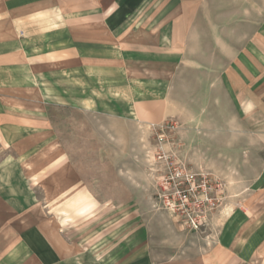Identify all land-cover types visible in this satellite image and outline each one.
Masks as SVG:
<instances>
[{"label": "rangeland", "instance_id": "374dc122", "mask_svg": "<svg viewBox=\"0 0 264 264\" xmlns=\"http://www.w3.org/2000/svg\"><path fill=\"white\" fill-rule=\"evenodd\" d=\"M153 6L136 22L151 23L158 8ZM2 7L0 0V12ZM3 21L0 13V39ZM202 22L203 31L188 32L195 40L189 49L205 59L217 45L225 59L234 52L241 63L236 78L138 76L133 80L139 90H68L66 72L43 71L35 63L39 67L27 90L0 91V110L8 104L14 115L45 124L25 127L29 133L23 138L0 128V170L17 168L11 176L27 186L23 211H38L55 222L69 246L95 252L121 237L124 222L134 218L158 264L211 263L223 220L243 205L247 184L264 164V128L243 130L235 121L245 87L253 100L264 99V0H204ZM149 33L160 35L172 58H183V31ZM243 51L249 69L242 64ZM2 54L0 49V64ZM191 82L205 90H187ZM53 83L60 90H52ZM183 105L193 119L183 117ZM155 110L166 116L146 117ZM162 125L164 131L158 129ZM163 155L206 177L207 187L198 188L197 198L185 206L168 208L161 202V183L168 176ZM1 209L0 215H9V207ZM26 257L21 264H29Z\"/></svg>", "mask_w": 264, "mask_h": 264}, {"label": "crops", "instance_id": "0c3cea01", "mask_svg": "<svg viewBox=\"0 0 264 264\" xmlns=\"http://www.w3.org/2000/svg\"><path fill=\"white\" fill-rule=\"evenodd\" d=\"M152 6L158 7L153 21L136 22L142 11ZM1 10L5 32L0 39L4 58L0 64V91L3 92L27 90L28 80H34L33 70L40 64L43 71L50 68L54 73L66 72L68 90H139L134 87L138 81L133 80L138 76L185 81L236 78L237 65H241L240 56L236 57L234 52L227 59L222 58L218 45L206 59L199 55L201 52L189 49L195 40L188 32L206 28L202 22L204 0H3ZM155 31H183V58H172L170 50L165 52L167 47L161 44L160 35L149 33ZM242 55V64L251 68L250 63L246 64L247 52L243 51ZM18 60L27 64L26 68ZM35 63L39 65L35 67ZM44 76L40 78L41 90H44ZM191 83L187 90H205L193 87L197 82ZM52 86V90H60L56 84ZM249 89L245 87L241 93L239 102L243 106L238 107L235 121L243 130L250 131L253 127L262 131L264 99L253 100ZM7 107L8 104L0 110L3 132L9 129V134L23 138L27 127L44 124L30 115H14ZM187 112L183 105V117L193 119ZM162 115L166 113L155 110L146 117ZM194 117L197 119L199 115ZM18 172L12 166L0 170V211L4 206L12 213L0 215V264H21L25 256L29 264H158L149 239L141 237L134 218L121 220L125 224L119 231L121 237L95 252L69 246L55 222L45 220L38 211H23L27 208L26 182L11 176ZM246 188L243 205L234 208L223 220L211 263L207 260V264H264V164Z\"/></svg>", "mask_w": 264, "mask_h": 264}, {"label": "built area", "instance_id": "2783aa9c", "mask_svg": "<svg viewBox=\"0 0 264 264\" xmlns=\"http://www.w3.org/2000/svg\"><path fill=\"white\" fill-rule=\"evenodd\" d=\"M154 128L156 126H153ZM164 131L166 125L158 126ZM162 166L168 172L167 178L162 181V194L159 195L161 202L168 208L185 206L190 198L196 199L198 188L207 187V180L203 173H194L179 162L173 161L166 155L160 156ZM201 178H204L203 181ZM200 183L203 186H200Z\"/></svg>", "mask_w": 264, "mask_h": 264}]
</instances>
